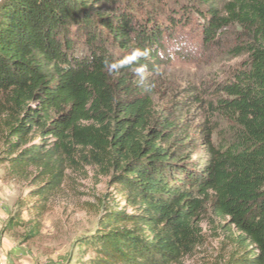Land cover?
<instances>
[{"label":"trees","instance_id":"1","mask_svg":"<svg viewBox=\"0 0 264 264\" xmlns=\"http://www.w3.org/2000/svg\"><path fill=\"white\" fill-rule=\"evenodd\" d=\"M194 26L207 51L238 27L247 59L208 103L158 108L145 77L185 58ZM136 49L147 55L110 70ZM200 105L229 128L219 144L210 123L189 122ZM2 164L41 183L35 197L69 172L109 179L98 228L78 241L94 253L86 264H180L209 212L238 231L225 264H264V0H0Z\"/></svg>","mask_w":264,"mask_h":264},{"label":"rangeland","instance_id":"2","mask_svg":"<svg viewBox=\"0 0 264 264\" xmlns=\"http://www.w3.org/2000/svg\"><path fill=\"white\" fill-rule=\"evenodd\" d=\"M169 5L175 6L172 2ZM242 36L238 27L227 28L221 36L222 47L207 51L201 47L198 26L186 29L179 45L185 58H175L157 74L145 77L156 106L164 107L193 95H201L208 103L213 85L247 59L237 56L235 50L244 44L239 41ZM188 115L189 122L196 127L210 123L217 144L229 134L227 124L206 107H192ZM203 153L193 150V157ZM69 175L61 190L35 197L41 183L31 178H11L7 164L0 165V264H86L94 257L78 241L96 232L102 215L101 199L114 190L109 179L94 169ZM10 219L13 226L6 228ZM201 228L202 242L180 264H225L237 229L212 212L204 217Z\"/></svg>","mask_w":264,"mask_h":264},{"label":"clouds","instance_id":"3","mask_svg":"<svg viewBox=\"0 0 264 264\" xmlns=\"http://www.w3.org/2000/svg\"><path fill=\"white\" fill-rule=\"evenodd\" d=\"M147 55V51H141L139 49H136L133 51V55L131 57H127L125 61H121L119 64H116V63H112V64H109V68L110 70L111 69H116L118 67H122L124 64H126L129 60H132V59H136L137 57H140V56H146Z\"/></svg>","mask_w":264,"mask_h":264}]
</instances>
